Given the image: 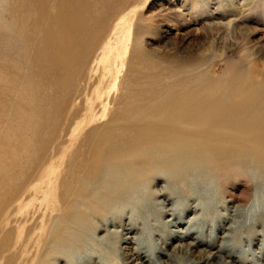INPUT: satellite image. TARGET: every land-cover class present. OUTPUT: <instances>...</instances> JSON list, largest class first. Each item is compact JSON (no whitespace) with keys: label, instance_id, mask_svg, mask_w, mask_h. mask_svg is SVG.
<instances>
[{"label":"rangeland","instance_id":"374dc122","mask_svg":"<svg viewBox=\"0 0 264 264\" xmlns=\"http://www.w3.org/2000/svg\"><path fill=\"white\" fill-rule=\"evenodd\" d=\"M211 102L264 108V0H0V264H264V163L150 172Z\"/></svg>","mask_w":264,"mask_h":264},{"label":"bare ground","instance_id":"6f19581e","mask_svg":"<svg viewBox=\"0 0 264 264\" xmlns=\"http://www.w3.org/2000/svg\"><path fill=\"white\" fill-rule=\"evenodd\" d=\"M219 103L220 102L218 101V104ZM225 104H226V102H225ZM216 106L217 105L212 103V102L209 103L208 106H204L205 109L211 108L210 110L206 109V111H209V115L207 114L209 117L207 118V116L205 115L207 119H205V118H204V120L201 119L202 121H200L199 117H197V121L196 122L193 121V123L195 122L194 124L191 123V125L193 124L191 132L185 133L184 131H182L183 133L178 132V134L174 135V136L171 133V137H170L169 141L167 142L168 146L165 145L166 147L165 148L163 147L164 150H162V153L159 151V153L157 154L156 153L157 151L155 149L154 150L151 149L153 152L156 151L155 152L156 154L151 155V158L149 157L151 159L149 162H150V167H151L150 172H152L151 173L152 175H153V171H155V172L161 171V170L165 169V166L170 167V169L175 170L178 173L181 171H183V173H184L186 171H190L194 167L195 168L205 167V165H207L211 162H215L218 159H222V158H225V159H223L221 161H225V162H230L231 160H233L235 158L237 160H240L244 163L249 164L250 166L261 165L264 163V159H262L259 155L254 153V150H259V149L264 150V129H263L264 125H262V124H264L263 123V121H264V108L263 107L258 108V106H257L254 108V109H256V111H254L252 113L253 115L251 117L250 116L246 117V116H241V114L238 113L236 111V109L233 110V108H231L229 106H226V105H224L222 107H220V106L216 107ZM197 107H198V110H200L199 106H197ZM201 107H203V106H201ZM236 107H237V105H236ZM194 109L195 108H193V111H194ZM183 111L181 113H183ZM175 113H176V111H175ZM191 114L192 113L190 112V115ZM194 114H195V111H194ZM203 114H204V112H203ZM187 117H190V116H187ZM181 118H183V117H181ZM178 119L179 118H177L176 121H178ZM193 119H194V117L192 116L190 120H193ZM198 119L201 123L198 122ZM165 120H166V118H165ZM170 120H172V119H170ZM186 120H187V118H186ZM170 124H171V121H170ZM169 126L171 127V125H169ZM169 126H167V127H169ZM177 127H179V126H177ZM185 128L190 130L191 127H189V128L185 127ZM180 129H179V131H181ZM168 135H170V134L168 133ZM228 137H229V139H228ZM230 140H242V141L251 142V144H253V146L250 145V148H249L248 146H244V145L238 144L236 142L232 144V143H230ZM160 146H161V144H160ZM252 149H253V152H252ZM148 151H150V150H148ZM128 165H130V164H128ZM132 165H133V167L131 169H133V171L137 174L136 176L134 175V181L133 182L138 186L139 184H141V179L143 176L141 174H139L138 172H136L139 170L137 168V166L134 163ZM134 165L136 166V168L134 167ZM99 167L101 168V166H99ZM97 171L98 170H96V173H97ZM223 172H225V171H223ZM129 173H131V172H129ZM97 174H99V173H97ZM109 174H110V172H109ZM111 175H113V174H110L108 176V178L111 177ZM98 176L95 175V177H98ZM100 178L101 177H99V179ZM112 178H113V176H112ZM96 179L94 178L95 182H97V180H98V179L97 180ZM129 185H131V183L127 185L126 181L124 183L120 180L116 181V182H112V183H104L103 182L102 186H104V187H102L101 190H103V188H104L105 191L107 192L106 195L103 196V198L104 197L106 198V199H103L104 204L105 203L106 204L105 205L102 204L103 200L100 199L101 197H99L98 199H100L102 202L97 203V204L95 203L96 206L93 205L95 207L94 210L97 212H101V210L104 211L111 204L116 205L117 199L119 197L125 196V194H127V190H128ZM98 187H99V185H98ZM82 192L85 193V188L83 189ZM86 192H87V189H86ZM95 198L97 199V196ZM88 200H86L87 204L93 203L92 200H90V201H88ZM105 200H106V202H105ZM87 207H89V206H87ZM84 216H86V215H84ZM73 221H76V220H73ZM85 221H86V218L83 219L82 223ZM82 223H79L78 225L76 223L75 224L79 227H82L81 226ZM70 238H73V237H70ZM66 243L68 244L69 242L63 240L62 245H66ZM56 244H58V243H56ZM194 248H195V246L190 244L185 248L186 249L185 252H187L190 255V253L191 254L194 253L193 252ZM203 261H204L203 262L204 264H215V263L216 264H227V263H225V262L223 263L221 261V257L218 254H214V255L210 254L208 256L206 255L203 258ZM135 264H139V263L137 262Z\"/></svg>","mask_w":264,"mask_h":264}]
</instances>
